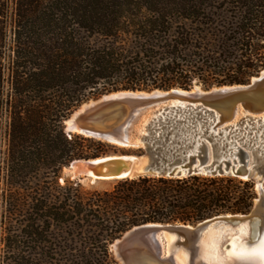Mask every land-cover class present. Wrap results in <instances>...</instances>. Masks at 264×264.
<instances>
[{
    "label": "trees",
    "instance_id": "obj_1",
    "mask_svg": "<svg viewBox=\"0 0 264 264\" xmlns=\"http://www.w3.org/2000/svg\"><path fill=\"white\" fill-rule=\"evenodd\" d=\"M262 69L264 0H0L2 264L53 255L63 264H118L109 245L133 226L247 213L254 181L229 175L139 176L101 192L61 186L72 161L126 152L68 136L63 122L107 93L245 84Z\"/></svg>",
    "mask_w": 264,
    "mask_h": 264
},
{
    "label": "water",
    "instance_id": "obj_2",
    "mask_svg": "<svg viewBox=\"0 0 264 264\" xmlns=\"http://www.w3.org/2000/svg\"><path fill=\"white\" fill-rule=\"evenodd\" d=\"M194 91H116L90 99L64 120L68 136L80 134L121 149L144 148L142 155L119 152L87 160L74 176L121 180L139 176L180 178L189 175H229L242 180L264 177V155H258L255 139L242 141L236 130L224 136L221 129L209 131L213 121L220 124L238 109L249 118L264 111V69L246 84L214 86ZM217 125V124H216ZM216 127V126H215ZM144 131H143V130ZM71 171V170H70ZM83 172V173H82ZM252 172L256 174L253 175ZM260 182V181H259ZM256 190L251 209L245 214H225L194 224L147 223L133 226L110 245L119 264H211L200 258L201 239L209 229H219V251L229 240L256 241L264 230V189ZM247 228V234L240 233ZM173 233L172 242L167 236ZM226 243V244H225ZM186 252L184 263L176 259Z\"/></svg>",
    "mask_w": 264,
    "mask_h": 264
},
{
    "label": "bare ground",
    "instance_id": "obj_3",
    "mask_svg": "<svg viewBox=\"0 0 264 264\" xmlns=\"http://www.w3.org/2000/svg\"><path fill=\"white\" fill-rule=\"evenodd\" d=\"M246 115H248L247 112H242L241 113L237 109L235 111V113L233 114L232 118L226 119L220 124H218L217 123L218 120L215 119L213 121V124L209 127L210 128L209 131L214 128V134H216L219 131V129H221V132H222L221 135L224 136L230 130H232V131L236 130L235 133H237V137H235L233 139L234 142L237 141L239 135L242 137V141H245V140L250 141L251 138H254L255 140L251 144H253L254 147H258L259 148L257 150V154L258 155H264V111L257 112L256 115H254L253 119L249 118ZM237 116H239V118L237 119V121H235ZM256 118H258V120L255 121ZM85 164H86L85 161H76V162L73 163V167L70 168V170H71L72 173H76L79 170H81L83 172H87L86 168H84V169L82 168V166L85 165ZM89 179H90L91 182H93L91 177H89ZM99 180H111V179H109V178H101ZM260 183H258L256 185V189L257 190L260 188V185H261ZM241 227L242 226L240 225V227H239L240 230H241ZM240 233L247 234V228L241 230ZM261 237H264V230L261 233V235L258 237V239L261 238ZM175 239H176V236L173 233H170L167 236V240L169 242H172ZM216 239H217L216 242L218 243V245H216L215 243L211 242L212 237H211L210 241H207V243L200 241V244L202 246L200 258L205 260V261H207V262H209V263H211V264H213V258H215L218 261L223 262V264H232V262L229 261L228 257L230 255V250L233 247V240L235 239V237H232L229 240V247L225 251H221V250L219 251L220 233H218V236H217ZM235 240L245 241V240H242L241 238H238V239H235ZM256 241H254V242H256ZM208 242H209V244H208ZM219 252H221L222 254H219ZM175 256H176V259L179 262H181V263H184L186 261V259H187L186 252H181V253H179V254H177Z\"/></svg>",
    "mask_w": 264,
    "mask_h": 264
},
{
    "label": "rangeland",
    "instance_id": "obj_4",
    "mask_svg": "<svg viewBox=\"0 0 264 264\" xmlns=\"http://www.w3.org/2000/svg\"><path fill=\"white\" fill-rule=\"evenodd\" d=\"M10 23H11V21H10ZM12 39H13V37H12V29H11V26L9 25V27H8V37H7V47H6V51H5V56H6L5 63L6 64L8 63V56H9V53H10L9 47L12 44ZM254 76H256V75H254ZM214 86H218V85H213V86H211L209 88H204L203 86L200 85V88L202 90H209V89H211ZM5 89H6V92H7L8 91V84L7 83H6ZM189 91H194L193 86H192V88ZM238 118H239V116H237L235 121H237ZM256 120H258V118H256L255 121ZM6 125H7V118H6V116H3L2 117V128H1V132H0V167L2 168V171H1V177H2L1 186L3 185V174H4L3 173V167H4V160H5V157H6V148H7V131H6L7 127H6ZM118 148H120V147H118ZM140 148H142L144 150L143 147H140ZM135 149H137V148H130V149H124V150L126 151V153L135 154L133 152V150H135ZM252 174L255 175L256 173L252 172ZM252 180L254 181L255 186L258 183L261 182L260 184H261V186L264 189V177L262 178V177L259 176L256 179H252ZM69 181L70 182H74V183H78L80 185V187H81V191H83V192H94V191L101 192V191L110 190L111 188H113V186L115 185L116 181H118V180H96V181L91 182L89 178H86L84 176H74L72 174V172L70 170H68V168L66 166V167H63V169L60 171V173L58 175V183H59V185L63 186V185L66 184V182H69ZM258 181H260V182H258ZM2 231H3L2 227H0V239H1L2 234H3ZM207 231H208V233L205 236H203L201 241L207 243V241H210V239L212 237L211 242H213L216 245H218V243L216 242V240H217L216 238L218 236V233H220L222 231V229L221 230H219V229H209ZM208 244H209V242H208ZM3 251H4L3 250V245H2V243L0 241V264H2V260L4 258ZM109 252H110V250H109ZM179 253H181V252H178V254ZM219 254H222V253L219 252ZM111 255H112V253H111ZM112 257L116 261V259L114 258L113 255H112ZM42 259L43 260L45 259L44 260L45 264H63L64 263V262H62V257L60 255H57V256L53 255V256H49V257L46 256L44 258L42 257Z\"/></svg>",
    "mask_w": 264,
    "mask_h": 264
},
{
    "label": "snow or ice",
    "instance_id": "obj_5",
    "mask_svg": "<svg viewBox=\"0 0 264 264\" xmlns=\"http://www.w3.org/2000/svg\"><path fill=\"white\" fill-rule=\"evenodd\" d=\"M228 259L232 264H264V237L254 243L251 236L248 241L234 239ZM213 264H223V262L213 258Z\"/></svg>",
    "mask_w": 264,
    "mask_h": 264
}]
</instances>
